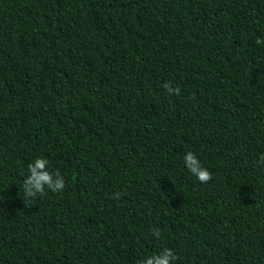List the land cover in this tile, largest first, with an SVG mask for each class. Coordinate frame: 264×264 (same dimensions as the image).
I'll list each match as a JSON object with an SVG mask.
<instances>
[{"label": "trees", "instance_id": "trees-1", "mask_svg": "<svg viewBox=\"0 0 264 264\" xmlns=\"http://www.w3.org/2000/svg\"><path fill=\"white\" fill-rule=\"evenodd\" d=\"M257 38L264 0H0V264H264Z\"/></svg>", "mask_w": 264, "mask_h": 264}, {"label": "clouds", "instance_id": "clouds-1", "mask_svg": "<svg viewBox=\"0 0 264 264\" xmlns=\"http://www.w3.org/2000/svg\"><path fill=\"white\" fill-rule=\"evenodd\" d=\"M255 43L264 45V39L257 38ZM163 87L168 95H180L179 87L173 88L170 83L164 84ZM183 161L186 169L199 183L206 184L212 179L211 173L202 167L195 153L187 152L183 157ZM258 162L264 165V154L259 156ZM48 169L49 161L42 157H38L28 164V175L22 183L24 204L33 205V201L44 195L46 190L59 193L65 189V181L60 171L57 169L51 172ZM113 198L119 200L120 196L116 194ZM152 235L157 240L161 238L159 229H152ZM178 258L172 250L164 248L159 254H153L144 260L138 261L137 264H174Z\"/></svg>", "mask_w": 264, "mask_h": 264}]
</instances>
